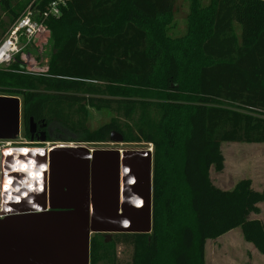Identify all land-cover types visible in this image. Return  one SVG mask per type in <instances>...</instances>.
I'll return each mask as SVG.
<instances>
[{
  "label": "trees",
  "instance_id": "1",
  "mask_svg": "<svg viewBox=\"0 0 264 264\" xmlns=\"http://www.w3.org/2000/svg\"><path fill=\"white\" fill-rule=\"evenodd\" d=\"M33 0H0L7 26ZM39 0L43 12L52 2ZM51 18L48 70H0V93L23 96L26 122L54 124L62 142L97 144L118 132L154 147L151 234L95 235L91 264H207L209 241L241 229L264 257V191L250 179L217 187L222 145L264 144V0L190 1L185 36L170 35L177 0H63ZM6 26V27H5ZM114 117L88 128L90 110Z\"/></svg>",
  "mask_w": 264,
  "mask_h": 264
},
{
  "label": "water",
  "instance_id": "2",
  "mask_svg": "<svg viewBox=\"0 0 264 264\" xmlns=\"http://www.w3.org/2000/svg\"><path fill=\"white\" fill-rule=\"evenodd\" d=\"M8 107L10 115L5 113ZM19 112V98L0 97L1 139L18 133ZM110 141L123 144L124 137L112 132ZM147 155L93 150L85 144L55 147L46 157L53 183L50 197L62 210L0 218V264H91L93 235L151 234V157L146 159L147 182L137 177V163ZM143 185L148 186L147 203L141 196Z\"/></svg>",
  "mask_w": 264,
  "mask_h": 264
},
{
  "label": "flooded vegetation",
  "instance_id": "3",
  "mask_svg": "<svg viewBox=\"0 0 264 264\" xmlns=\"http://www.w3.org/2000/svg\"><path fill=\"white\" fill-rule=\"evenodd\" d=\"M0 97H17L20 99V128L17 133L19 137L11 141L21 142V145L16 144L17 147L14 150H0V217L61 211L62 204L54 200V197H50V193L53 192V183L50 179L49 163L46 157L55 147L60 145L59 143H64L61 141L63 135L55 133L54 124H50L45 119L35 120L34 117H31L26 122V106L23 96L0 93ZM5 113L12 114V107H8ZM5 140L8 139L0 138V141ZM75 144L86 143H71V145ZM97 144L135 154L138 152L148 153L149 156H144V159L140 158V162L137 163L139 165L137 177L141 181L147 182L148 160L146 159L151 157L154 178V149H138L128 145L124 147V150L117 149L114 148V145L118 143L111 142L110 139ZM123 178L126 177L123 176ZM152 186L154 192L153 182ZM147 188V185H143L141 194L146 203L148 200ZM105 236L109 237L110 235Z\"/></svg>",
  "mask_w": 264,
  "mask_h": 264
},
{
  "label": "rangeland",
  "instance_id": "4",
  "mask_svg": "<svg viewBox=\"0 0 264 264\" xmlns=\"http://www.w3.org/2000/svg\"><path fill=\"white\" fill-rule=\"evenodd\" d=\"M210 2L211 0H202L204 6H208ZM4 13L5 11L0 8V25L4 23L7 26V20L3 18ZM174 13L175 22L174 27L170 31V35L174 38H180L187 33L190 1L177 0ZM2 38V30H0V40H2ZM47 46L48 45H45L43 49L38 48L36 50L41 58L36 61L37 65L35 70L28 71L27 74L41 76L47 71L49 62L48 55L50 53V47L47 48ZM36 62L33 64L35 65ZM113 117L114 116L108 112H98L91 109L88 128L96 130L110 123ZM59 144L71 145L69 142ZM85 145L93 150L112 149L111 147L98 144L86 143ZM126 145L138 149H154V147L143 140L129 144H116L114 148L116 147L117 149L124 150ZM222 151L225 156V170L221 173L215 170L211 172V179L217 187L224 190H231L237 182L243 179H250L253 182L255 190L264 191V144L246 145L224 143L222 145ZM261 211L262 213L259 216L253 215V218H259L264 222V204L261 205ZM116 253L117 260L120 264L131 263L133 256L132 248L118 245ZM206 259L207 264H264V257L261 256L253 246L244 241L241 229H237L217 240L209 241L207 244Z\"/></svg>",
  "mask_w": 264,
  "mask_h": 264
},
{
  "label": "built area",
  "instance_id": "5",
  "mask_svg": "<svg viewBox=\"0 0 264 264\" xmlns=\"http://www.w3.org/2000/svg\"><path fill=\"white\" fill-rule=\"evenodd\" d=\"M38 1L33 0L29 4L19 18L7 28V32L0 40V70L9 69L18 61L23 70L21 72L28 73V71L35 70L36 61L41 58L36 50L43 49L51 36L47 21L51 18H59L61 16L60 6H65L63 0L55 1L42 12L38 7ZM5 14L4 19H6ZM34 62H36L35 65ZM18 137L19 134H16L8 140L0 141V150H14L17 147L16 144L21 145L20 141H11Z\"/></svg>",
  "mask_w": 264,
  "mask_h": 264
},
{
  "label": "crops",
  "instance_id": "6",
  "mask_svg": "<svg viewBox=\"0 0 264 264\" xmlns=\"http://www.w3.org/2000/svg\"><path fill=\"white\" fill-rule=\"evenodd\" d=\"M260 208H261V206H260ZM252 246V245H251Z\"/></svg>",
  "mask_w": 264,
  "mask_h": 264
}]
</instances>
